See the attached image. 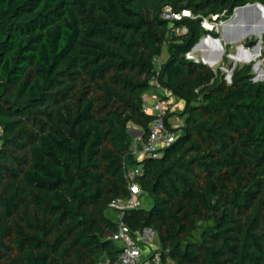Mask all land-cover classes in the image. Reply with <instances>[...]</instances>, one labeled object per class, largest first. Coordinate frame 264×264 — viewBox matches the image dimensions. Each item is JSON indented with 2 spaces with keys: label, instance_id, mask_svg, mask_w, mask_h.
Instances as JSON below:
<instances>
[{
  "label": "trees",
  "instance_id": "1",
  "mask_svg": "<svg viewBox=\"0 0 264 264\" xmlns=\"http://www.w3.org/2000/svg\"><path fill=\"white\" fill-rule=\"evenodd\" d=\"M254 2L0 0V264L115 262L125 165L146 199L125 221L158 232L165 264H264V80L187 58L204 18ZM165 6L198 17L171 24ZM154 76L183 125L139 160Z\"/></svg>",
  "mask_w": 264,
  "mask_h": 264
},
{
  "label": "built area",
  "instance_id": "2",
  "mask_svg": "<svg viewBox=\"0 0 264 264\" xmlns=\"http://www.w3.org/2000/svg\"><path fill=\"white\" fill-rule=\"evenodd\" d=\"M161 16L171 24L185 18L196 19L198 17L193 15L189 9L177 11L171 6H165ZM224 23L223 20H211L209 18H204L201 22L203 29L209 33L217 32ZM187 31L185 26L174 29L177 34L187 33ZM160 57L155 60L157 70L162 65L159 63ZM151 86V91L143 96L145 102L143 110L145 113L152 114L154 119L149 126L150 133L147 141L141 149L136 151L139 160L145 157L158 158L161 155L160 151L172 144L176 138V133L172 130L168 116L170 112L169 100L178 102V99L171 88L164 87L159 83L156 76L151 79ZM176 122L183 125L180 116L176 117ZM142 173L143 167L141 165H125L124 176L129 195L117 198L110 204V209L116 213L117 219V231L113 235V239L121 247L118 259L111 264H165L164 248L159 242L158 232L151 227L133 230L125 221L126 213L129 210L142 206L138 184V178Z\"/></svg>",
  "mask_w": 264,
  "mask_h": 264
},
{
  "label": "crops",
  "instance_id": "3",
  "mask_svg": "<svg viewBox=\"0 0 264 264\" xmlns=\"http://www.w3.org/2000/svg\"><path fill=\"white\" fill-rule=\"evenodd\" d=\"M233 18L234 16L232 15L230 19ZM250 31H253V33L264 34V9L243 11L240 15H237L236 19L230 24L225 23L222 25V27L215 32L216 35L209 32L205 33L200 38L201 45L191 51V57H193L192 60L201 62L213 69L220 68L225 71L227 69L225 65L222 64L225 56H228L231 61L229 64H233V67L235 64H237L236 67L244 66L242 65L245 64L244 59L251 53H255V49L240 48L238 46H242L246 42L251 41L252 38H257ZM261 38H264V35L261 36ZM233 56H235V58H232ZM163 57L165 60L168 58L167 48L163 52ZM261 57H264L263 41H261L258 59ZM257 70L264 71V69L261 68H257ZM171 102L172 100H169V104ZM178 102L179 104H184L182 101L178 100Z\"/></svg>",
  "mask_w": 264,
  "mask_h": 264
},
{
  "label": "rangeland",
  "instance_id": "4",
  "mask_svg": "<svg viewBox=\"0 0 264 264\" xmlns=\"http://www.w3.org/2000/svg\"><path fill=\"white\" fill-rule=\"evenodd\" d=\"M255 3H260V2H254V3H250V4H255ZM230 19V18H229ZM229 19H227V20H229ZM211 20H217V19H211ZM227 20H223V21H227ZM220 21V20H219ZM225 24V23H224ZM223 24V25H224ZM222 27V25L220 26V28ZM219 28V29H220ZM255 30H257V29H255ZM251 33H253V31H250ZM253 35L255 36V37H257L256 39L255 38H252V40H256V41H263L264 42V38H261V36H263L264 34L263 33H261V34H259V33H253ZM258 37H260V38H258ZM166 48L167 47H165V50H166ZM257 53H259V50L257 51ZM187 58H189V59H192L193 57H191V53H189L188 55H187ZM263 58L264 57H261V58H257V60H263ZM165 61V59H164V57H163V55L160 57V64H162L163 62ZM229 62H231L230 60H229V58H228V56H225V58H224V60H223V64L222 65H225V67H226V69L227 70H222L224 73H225V75H226V79H227V81H228V78H229V74H230V71L233 69V64H229ZM255 62V61H254ZM254 62H252V63H248V64H254ZM245 63V62H244ZM245 64H247V63H245ZM245 64H242V65H245ZM259 70H257L256 68H254V67H252V73L254 74V76L255 77H257L258 76V72ZM183 108H184V104L182 105V104H179V102H177V101H175V102H171L170 104H169V109H170V112H169V116H168V121H169V123L171 124V127L172 128H174V129H178L179 127H181L182 126V123H178V122H176V117L178 116V113L179 112H181L182 110H183ZM141 202H142V204H145L146 203V199H145V196H141ZM112 214V217H116V213L115 212H112L111 213ZM105 263H106V261H105ZM104 262H103V264H105ZM168 264H173L171 261H169V263Z\"/></svg>",
  "mask_w": 264,
  "mask_h": 264
},
{
  "label": "water",
  "instance_id": "5",
  "mask_svg": "<svg viewBox=\"0 0 264 264\" xmlns=\"http://www.w3.org/2000/svg\"><path fill=\"white\" fill-rule=\"evenodd\" d=\"M261 8L264 9V5L261 4V3L246 4L244 6L237 7L233 11L234 18L227 20L225 23L230 24L232 21H234L236 19V16L237 15H240L243 11H249V10H254V9H261ZM200 45H201V39L199 40L198 43L195 44V46L192 48V50H194L195 48L199 47ZM238 47H240V48L244 47V48H249V49H253L254 48L255 49V53H251L248 57H246L244 59V62L245 63H250L252 61H255L254 64H253V67L254 68H256V69L257 68L264 69V58H263V60H257V58L259 56V53H260L261 41L258 42L256 40H251L249 42H246L242 46L239 45ZM258 50H259V53L256 54ZM255 54H256V56H255ZM232 58H235V56H233ZM236 66H237V64H235L234 67H233V69L230 71L229 78H228V82L229 83H231V81H232L233 72H234V69L236 68ZM254 80L255 81H263L264 80V76H257V77L254 78Z\"/></svg>",
  "mask_w": 264,
  "mask_h": 264
},
{
  "label": "bare ground",
  "instance_id": "6",
  "mask_svg": "<svg viewBox=\"0 0 264 264\" xmlns=\"http://www.w3.org/2000/svg\"><path fill=\"white\" fill-rule=\"evenodd\" d=\"M256 54H258V53H256ZM256 54H255V55H256ZM258 76H264V71H261V70H260L259 73H258Z\"/></svg>",
  "mask_w": 264,
  "mask_h": 264
}]
</instances>
